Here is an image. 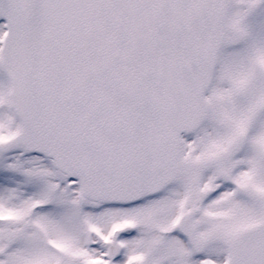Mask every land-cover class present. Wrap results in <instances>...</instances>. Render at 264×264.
Returning <instances> with one entry per match:
<instances>
[{
	"label": "snow or ice",
	"instance_id": "1",
	"mask_svg": "<svg viewBox=\"0 0 264 264\" xmlns=\"http://www.w3.org/2000/svg\"><path fill=\"white\" fill-rule=\"evenodd\" d=\"M0 264H264V0H0Z\"/></svg>",
	"mask_w": 264,
	"mask_h": 264
}]
</instances>
